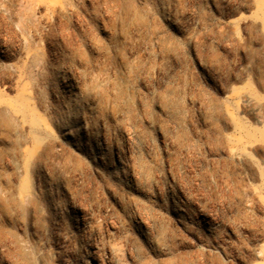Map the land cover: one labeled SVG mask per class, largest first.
Masks as SVG:
<instances>
[{"label":"rangeland","instance_id":"obj_1","mask_svg":"<svg viewBox=\"0 0 264 264\" xmlns=\"http://www.w3.org/2000/svg\"><path fill=\"white\" fill-rule=\"evenodd\" d=\"M0 200V264H264V0H0Z\"/></svg>","mask_w":264,"mask_h":264},{"label":"bare ground","instance_id":"obj_2","mask_svg":"<svg viewBox=\"0 0 264 264\" xmlns=\"http://www.w3.org/2000/svg\"><path fill=\"white\" fill-rule=\"evenodd\" d=\"M69 66V65H68ZM67 64L65 63V61H60L59 64L57 65V67L52 70L53 76L56 80V83L59 85V87L63 90H70L72 89L73 82H72V72L70 70V68H68ZM75 82V81H74ZM65 104L69 105L71 104V102L69 100H63ZM64 125V124H63ZM65 127V126H64ZM79 130V129H78ZM74 131V130H73ZM74 133V132H73ZM72 131L70 129H66L63 128L60 131V136L62 138H69L71 137ZM74 135V134H73ZM73 137V136H72ZM70 139V138H69ZM72 139V138H71ZM5 200H7L8 203H11L13 205H17L19 200H18V196L16 195H12L11 193H7L5 198ZM4 204L3 202L0 200V209H4ZM95 257V256H94ZM93 263L94 264H103L102 262H100L98 259L93 258Z\"/></svg>","mask_w":264,"mask_h":264}]
</instances>
